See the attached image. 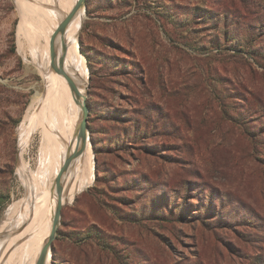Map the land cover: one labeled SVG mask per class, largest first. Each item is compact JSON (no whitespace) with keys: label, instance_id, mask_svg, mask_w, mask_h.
<instances>
[{"label":"rangeland","instance_id":"obj_1","mask_svg":"<svg viewBox=\"0 0 264 264\" xmlns=\"http://www.w3.org/2000/svg\"><path fill=\"white\" fill-rule=\"evenodd\" d=\"M29 2L0 0V232L41 180L34 101L50 88L18 35ZM83 10L95 180L64 204L49 264H264V0ZM225 30L247 46L212 48ZM93 224L110 250L68 239Z\"/></svg>","mask_w":264,"mask_h":264},{"label":"bare ground","instance_id":"obj_2","mask_svg":"<svg viewBox=\"0 0 264 264\" xmlns=\"http://www.w3.org/2000/svg\"><path fill=\"white\" fill-rule=\"evenodd\" d=\"M32 2L20 10L18 35L27 41L31 62L50 88L34 101L36 117L42 120L39 133L44 135L37 160L41 180L35 187L28 186L29 195L7 209L0 232V264H35L50 235L57 201L69 204L92 184L95 172L90 143L78 141V103L88 83V68L78 46L84 13L78 11L62 31L75 0Z\"/></svg>","mask_w":264,"mask_h":264},{"label":"trees","instance_id":"obj_3","mask_svg":"<svg viewBox=\"0 0 264 264\" xmlns=\"http://www.w3.org/2000/svg\"><path fill=\"white\" fill-rule=\"evenodd\" d=\"M206 14H201L200 13V18H204V19H211L209 18V16L211 15V13L209 12H205ZM228 30H225L224 32H227ZM228 36H226V33H220L221 35H223V39L220 40L219 38H216L215 40H213L214 44H212V48L217 49L218 51H221L223 48L222 42L223 43H235V48L238 49H244L247 46L246 41L241 40L240 38L236 37L234 33L231 32H227ZM191 43V42H189ZM186 45V44H185ZM188 45V43H187ZM86 56V60L89 66V70L91 72V76H93L94 74V70L93 68V61H92V57L84 54ZM87 107L89 109V117H88V121L91 119V115H95L94 112L91 110L90 105L87 103ZM88 128H89V124H88ZM92 133V132H91ZM91 141H92V145H93V150L94 153L96 154V159L97 156L100 153V147L97 146L93 140V136H91ZM96 169L99 170V165H96ZM0 199H2V197L0 196ZM96 202L98 203V200L95 199ZM97 225L93 224L90 228H88L86 231L84 232H77L74 234V236H69L68 239L77 247H83V246H91L93 244H95L96 246H100V248L105 251V250H110L111 249V245L108 237L103 233V231L99 228L96 227Z\"/></svg>","mask_w":264,"mask_h":264},{"label":"water","instance_id":"obj_4","mask_svg":"<svg viewBox=\"0 0 264 264\" xmlns=\"http://www.w3.org/2000/svg\"><path fill=\"white\" fill-rule=\"evenodd\" d=\"M84 3H85V0H77V2L74 5V8L72 10V13L67 17L66 22L62 23V28H61L62 31L65 30V27L67 26V24L77 14L78 11L81 10L85 14V12L83 10L84 9ZM52 55H53V53H52ZM52 55H51L52 60H55ZM55 71H56V73H58L56 69H55ZM72 88H74L73 85H72ZM78 104H79L80 111H81V114H80L81 119H80V123H79V127H78V141L81 142V145H83L84 143H86V141H88L90 143V138L88 135L89 109L87 107V96H86V94L81 98V100L79 101ZM78 153H77V155H78ZM94 169H95V161H94ZM64 170H66V168ZM61 177H62V175L60 174V176L56 180L57 194L58 195L61 193V190H62V182H61L62 178ZM94 180H95V175H94ZM63 206H64V204H62L60 202V200H58L57 206H56L55 211H54L50 235L48 237L46 244L43 246L35 264H47V263H50V261L52 259L51 246H52V242L55 240L56 235H57V229H58V226L60 224L61 211H62Z\"/></svg>","mask_w":264,"mask_h":264}]
</instances>
